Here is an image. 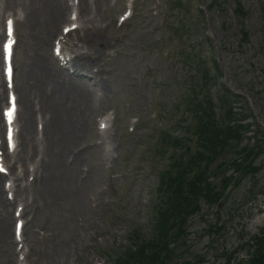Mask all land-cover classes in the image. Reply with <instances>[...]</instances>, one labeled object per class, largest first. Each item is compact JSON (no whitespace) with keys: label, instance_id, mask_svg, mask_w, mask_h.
<instances>
[{"label":"rangeland","instance_id":"374dc122","mask_svg":"<svg viewBox=\"0 0 264 264\" xmlns=\"http://www.w3.org/2000/svg\"><path fill=\"white\" fill-rule=\"evenodd\" d=\"M239 1L243 5L246 15L242 21L235 14V0H221L211 11L205 13L208 22L206 28L209 32L207 40L220 59L219 68L221 72H224L225 84L229 86L228 89L233 93L243 92L249 95L251 97V112L258 113L264 118V44L262 43L264 32L261 27L264 19V17L261 19V11L264 12V0ZM211 2L212 0H205V5L209 6ZM152 5L155 6L152 9L154 17L148 21L147 27L136 26L134 29L123 32H116L110 27L104 33L105 38H109L111 42L107 59L109 83H103L104 90L98 88L102 93L99 102L113 105L122 116H125L124 111L128 109V106H138L147 111V105L156 98L159 87L164 88L163 105H168L172 101L176 88H185L186 68L177 59H173L170 67L166 69L165 63L160 57L154 59L155 47L152 49L156 45L155 37L159 30H161L163 38L169 41L170 30H167V26L176 24L177 20L181 18L180 14L177 11L170 12L168 23L165 26L166 34H164V29L158 25L161 0H145L144 11H147ZM184 25L186 28L187 26L193 27L187 18ZM31 30L26 25L19 28L24 43L17 56L20 77L25 76L26 69L33 64L34 60H37L43 48L44 38L34 34ZM191 35L189 34L184 42L185 48L197 44L196 35L193 33ZM198 50L200 52L201 49ZM143 55L145 56L143 62L149 64L148 86L141 89L144 92H140V97H132L137 83L136 75L140 69V65L137 64ZM87 135V139L91 140L92 133L89 129ZM133 145L131 140L124 138V141L121 142L120 155L133 149ZM258 163L264 166V154ZM97 173L98 175L92 179V187L97 191L96 185L99 182L100 186L106 187V193L99 197L98 192H93L92 196L96 198L97 202L102 201L104 206H107L110 203L109 195L113 193V191L110 192L113 190L112 184L114 187L118 184V181L114 180L116 173H108L104 168ZM156 176L155 171L144 174L138 170L136 186L130 192V196L127 198L123 193L113 194L114 203L106 209V219L104 220L99 212L101 206L98 207V210H94L87 202L81 207L80 217L91 222V234H94L97 225L101 227L103 224H110L107 238H104L103 251L88 247L82 249L83 251L78 250L80 248L78 244V253H68L64 259L63 252L67 246L62 251L60 248L64 242L68 241L67 238L70 236L71 230V226L64 217L65 214L67 215L66 209L63 204L58 203L54 207V213L50 214L46 211L43 214H38L34 224L47 230L51 235L39 245L41 249H44V253L34 264H111V255L114 254L116 247L120 249L123 247L125 230L131 226L127 224L132 220L131 216L134 217L137 226L144 231V234L150 233L151 222L147 218L146 209L151 200L149 186ZM252 189L255 196L251 199V196L248 198L246 194L252 192ZM116 192L118 191L116 190ZM243 199L247 203L243 204ZM215 212L216 209L212 208L210 204L199 205V212L190 219L188 224V234L197 232V236L187 243L188 249L182 248L178 251V256L172 264H184L194 255L202 256L205 260L204 264H222L224 261L227 263V257L224 258L213 250L216 249L217 252L222 249L224 252L234 255L239 247L254 244L251 238L258 237L261 229L264 228V168L254 180L245 181L239 188L232 190L227 202L222 203L216 214ZM213 223L226 229L217 241L214 238L212 240L209 235L203 232ZM90 240L92 239L90 238ZM54 248L56 250H53ZM246 250L247 248L237 253L239 259L245 258ZM0 264H6L1 250Z\"/></svg>","mask_w":264,"mask_h":264},{"label":"bare ground","instance_id":"6f19581e","mask_svg":"<svg viewBox=\"0 0 264 264\" xmlns=\"http://www.w3.org/2000/svg\"><path fill=\"white\" fill-rule=\"evenodd\" d=\"M21 3L30 7L32 15H43L41 22L49 29L50 34L56 31L57 23L64 17L66 21L60 0H21ZM86 24H90V21L87 20ZM85 27L87 28V26ZM97 42L95 45L100 43L98 39ZM31 68L32 71L27 73L26 78L24 77V102L27 106L32 92H36L41 112L44 116L48 115L49 117L48 132H45L38 140L37 145L31 146L30 149V152L38 151L41 155L39 169L42 191L49 200L69 198L79 205L83 201L87 189V182L82 178L81 173L87 175L90 170H84L88 167L87 149L81 148L74 152L72 146L77 149L81 147L79 141L84 136V129L92 121L94 109L91 106V93L84 88L74 87L70 90L64 84H56L54 79L56 76L67 77L60 69L58 72H51L49 76L40 62L37 65H32ZM35 74L38 75V78L33 80L32 75L35 79ZM44 86H50L51 89H45ZM51 114L52 118H50ZM26 123L34 129L28 116ZM108 123V120L102 121V124ZM26 139L32 141L31 135L26 134ZM98 140L100 144H103V138L100 135ZM2 212L9 216L7 207H2ZM81 229L82 226L75 231L80 232ZM4 241H11L7 230H4ZM69 252L65 250L64 258Z\"/></svg>","mask_w":264,"mask_h":264},{"label":"snow or ice","instance_id":"6c2138e0","mask_svg":"<svg viewBox=\"0 0 264 264\" xmlns=\"http://www.w3.org/2000/svg\"><path fill=\"white\" fill-rule=\"evenodd\" d=\"M9 35H11V22H9ZM7 74L9 76V87H11V69L10 68L8 69V73ZM13 111H14V98H13ZM6 115L9 118V122H11V118H12L13 112H8V113H6Z\"/></svg>","mask_w":264,"mask_h":264}]
</instances>
